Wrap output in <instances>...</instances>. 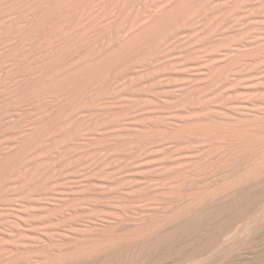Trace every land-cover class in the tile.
Instances as JSON below:
<instances>
[{
	"label": "bare ground",
	"instance_id": "1",
	"mask_svg": "<svg viewBox=\"0 0 264 264\" xmlns=\"http://www.w3.org/2000/svg\"><path fill=\"white\" fill-rule=\"evenodd\" d=\"M245 5L254 7L249 17H264V0H0V133L9 132L14 118L26 116L27 123L0 153V169L10 167L0 175V195L32 192L73 167L121 190L123 182L112 181L122 172L120 161L148 157L152 147L177 150L197 142L212 148V136L243 146L258 121H230L212 111L222 108L214 85L228 86L245 72L246 58L257 61L262 53L264 64V36L255 42L241 31L237 16ZM229 25L240 34L231 35ZM243 42L251 47L223 54ZM186 44H211L218 60L197 83L203 86L189 82L179 90L174 124L154 126L143 118L131 132L116 130L135 107L131 88L150 87L172 66L165 58Z\"/></svg>",
	"mask_w": 264,
	"mask_h": 264
},
{
	"label": "rangeland",
	"instance_id": "2",
	"mask_svg": "<svg viewBox=\"0 0 264 264\" xmlns=\"http://www.w3.org/2000/svg\"><path fill=\"white\" fill-rule=\"evenodd\" d=\"M251 10L253 6H242L237 17L244 24L241 31L253 34L257 42L264 36V17H249ZM229 27L231 35L240 34ZM250 47L243 42L223 54L229 57ZM212 48L186 44L165 58H172V66L152 78L150 87L131 88L135 107L116 130L131 132L132 124L143 118L154 126L174 124L179 90L189 82L195 89L203 86L197 83L217 65ZM261 57L244 59L247 70L228 86L214 85L222 108L213 113L230 121L238 116L258 121L242 138L243 146L219 144L227 137L212 136V148L197 142L182 143L177 150L174 144L152 147L148 157L120 161L122 172L112 181L123 182L121 190L106 185L99 174L83 175L73 167L32 192L3 193L0 264H28L38 258L48 259L45 264H264ZM109 106L117 104L112 100ZM25 120L14 118L5 127L9 132L0 133V153L25 128ZM160 167L178 175L167 178ZM9 169L1 168L0 175Z\"/></svg>",
	"mask_w": 264,
	"mask_h": 264
}]
</instances>
